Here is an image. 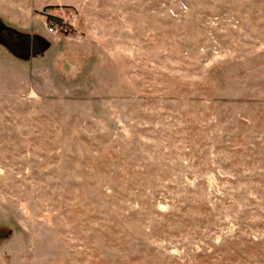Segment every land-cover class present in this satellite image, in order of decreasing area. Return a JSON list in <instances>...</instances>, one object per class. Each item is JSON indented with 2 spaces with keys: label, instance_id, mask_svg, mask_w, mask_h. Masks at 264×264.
Listing matches in <instances>:
<instances>
[{
  "label": "rangeland",
  "instance_id": "obj_1",
  "mask_svg": "<svg viewBox=\"0 0 264 264\" xmlns=\"http://www.w3.org/2000/svg\"><path fill=\"white\" fill-rule=\"evenodd\" d=\"M0 30V264H264V0H0Z\"/></svg>",
  "mask_w": 264,
  "mask_h": 264
},
{
  "label": "built area",
  "instance_id": "obj_2",
  "mask_svg": "<svg viewBox=\"0 0 264 264\" xmlns=\"http://www.w3.org/2000/svg\"><path fill=\"white\" fill-rule=\"evenodd\" d=\"M52 31H54V32H57V29H56V27L52 28Z\"/></svg>",
  "mask_w": 264,
  "mask_h": 264
},
{
  "label": "water",
  "instance_id": "obj_3",
  "mask_svg": "<svg viewBox=\"0 0 264 264\" xmlns=\"http://www.w3.org/2000/svg\"><path fill=\"white\" fill-rule=\"evenodd\" d=\"M29 51H27V53H28Z\"/></svg>",
  "mask_w": 264,
  "mask_h": 264
},
{
  "label": "flooded vegetation",
  "instance_id": "obj_4",
  "mask_svg": "<svg viewBox=\"0 0 264 264\" xmlns=\"http://www.w3.org/2000/svg\"><path fill=\"white\" fill-rule=\"evenodd\" d=\"M1 31V30H0Z\"/></svg>",
  "mask_w": 264,
  "mask_h": 264
}]
</instances>
